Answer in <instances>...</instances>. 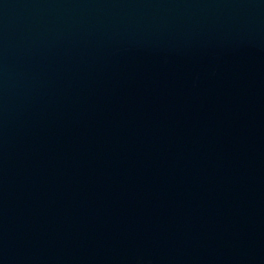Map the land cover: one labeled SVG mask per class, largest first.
Here are the masks:
<instances>
[{
	"label": "water",
	"instance_id": "obj_1",
	"mask_svg": "<svg viewBox=\"0 0 264 264\" xmlns=\"http://www.w3.org/2000/svg\"><path fill=\"white\" fill-rule=\"evenodd\" d=\"M0 264H264V0H0Z\"/></svg>",
	"mask_w": 264,
	"mask_h": 264
}]
</instances>
